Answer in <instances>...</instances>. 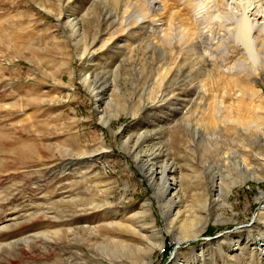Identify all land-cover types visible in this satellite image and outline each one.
<instances>
[{
	"label": "rangeland",
	"instance_id": "374dc122",
	"mask_svg": "<svg viewBox=\"0 0 264 264\" xmlns=\"http://www.w3.org/2000/svg\"><path fill=\"white\" fill-rule=\"evenodd\" d=\"M126 12H134L127 0H0V226H8L0 246L41 234L1 247L0 264H143L135 261L139 236L127 235L132 253L105 254L99 246H107L113 227L103 221L132 225L137 214L142 235L158 241L165 219L204 218L201 192L208 187L223 205L217 216L228 221L210 223L202 237L182 244L168 235L154 264H258L264 168L247 170L251 150L228 126L204 118L212 115V96L229 106L236 89L226 86L235 76L197 61V43L182 53L194 63L177 61L156 48V19L122 28L137 22ZM254 82L264 90L261 77ZM166 166L177 182L172 200V180L160 177ZM242 177L246 185L233 186ZM107 197L111 207L94 208ZM86 223L96 229V249L59 232ZM82 251L95 263L76 257Z\"/></svg>",
	"mask_w": 264,
	"mask_h": 264
},
{
	"label": "bare ground",
	"instance_id": "6f19581e",
	"mask_svg": "<svg viewBox=\"0 0 264 264\" xmlns=\"http://www.w3.org/2000/svg\"><path fill=\"white\" fill-rule=\"evenodd\" d=\"M127 5L134 12L131 15L126 12L125 15L136 17L137 22L133 26L122 24V28L134 27L147 19H156L154 28L157 40L155 43L156 48L174 52L175 55H178L176 60L179 61L180 56L184 57L183 51L194 48V44L197 43V46L204 52L202 53L201 50H198L199 58L197 61L211 62L214 67L227 68L229 69V75L235 76V79L230 82L234 83V86H231L230 83L226 86L227 90L236 89L233 97L228 95L229 106L226 108L227 102H224L225 98L219 101L217 96H212L211 98H214L210 110L212 115H206L204 118L206 122L211 121L220 129L228 126V133L235 137L236 141L245 147L246 150H251L249 152L250 156L248 155L251 163L244 165L247 170H251L248 167L251 164L264 168V90L260 89L257 84L253 85V81L255 80L254 83H256L259 77L264 81V0H127ZM68 23L73 29L76 27L74 21ZM187 56L185 54V61L191 62ZM86 80L88 81L89 78H86ZM218 87H220L219 83L217 84ZM158 92L161 94V90ZM246 97L250 98L249 104H245V100H243ZM254 97L259 99L260 103L258 101L255 102ZM208 108L210 109L209 105ZM104 124L107 126V121ZM138 148L139 144L136 143L131 149L135 153ZM85 155L86 153H83V155L79 156L78 164L83 163L81 157L83 158ZM139 162H141V159ZM167 166L163 168L160 177L167 182L172 180L170 184L167 183L169 186L168 197L172 200L175 194L170 197V192L177 187V182L173 176V166ZM152 175L153 173H151ZM86 177L87 174L84 173L82 175L84 181H86ZM244 178L242 177V179ZM260 178L262 177L256 178L255 181H263ZM246 183V179H240L236 180L233 186H242L246 185ZM217 187L220 189L221 184H217ZM201 193H203L204 198ZM201 193L198 198L199 200L203 198L200 207L204 211V218L201 216L194 217L193 221L184 223L179 219L181 222L177 224L174 221L170 222V219H165V228L161 229V232L158 231L159 233L155 235L158 241L154 239L153 242L142 235L143 229H139L137 227L138 224L136 226V223H139L137 221L139 215L137 214L133 220L136 223L132 225H124L125 223L121 222L109 223L106 220L103 222L108 223L107 225L113 228L108 229L105 237L109 241L107 246L101 244L99 247L102 250L105 249V254L109 257L130 254L131 246L126 241L131 237H127V235L139 236L142 239L141 244H143V238L148 242L143 248H140L141 244L139 247L135 246L134 249L137 253L135 261L143 262V264H154L157 252L162 251L167 246L168 235H172L177 244H182L185 241L202 237L209 228L210 223L216 225L222 221H228L223 215L217 216L215 212V208L222 204L214 197L212 188L208 187L205 191L203 189ZM262 197L264 199V193L260 195L259 199H262ZM80 205L86 206V201L80 200ZM81 206L77 205V209H80ZM111 206L112 203L107 197L106 202L94 208L105 211ZM174 206L175 204L170 207L172 210H170V216H173L176 209H173ZM148 208L150 206L145 207L146 212L149 211ZM15 219L17 220V216H11L12 221ZM2 229H8V226L1 225L0 232L4 231ZM150 229L154 233L157 232L154 230L155 227ZM95 230L89 224L86 227L84 226V228L74 227L73 229L70 228L59 232L63 233L64 238L68 237L70 233L74 234L76 242L80 243L79 239L86 240L90 248L96 249L98 245L94 235ZM260 231L264 232V223L260 227ZM39 235L41 234H36L33 238L26 237L24 239L11 240L6 243V246H0V248L8 247L11 250L16 244H19L18 242L33 241ZM42 235L44 237L47 236L46 234ZM117 248L119 250L116 252ZM256 251L260 253V257H258L259 263L264 264V233L258 235ZM83 256L86 262L95 263L94 259L85 252L83 254L79 252L76 257L80 259Z\"/></svg>",
	"mask_w": 264,
	"mask_h": 264
}]
</instances>
